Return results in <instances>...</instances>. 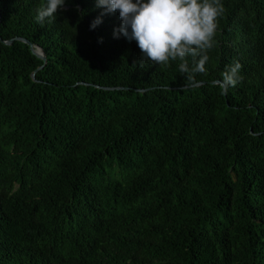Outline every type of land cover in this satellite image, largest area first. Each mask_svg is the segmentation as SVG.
Here are the masks:
<instances>
[{
    "label": "trees",
    "instance_id": "trees-1",
    "mask_svg": "<svg viewBox=\"0 0 264 264\" xmlns=\"http://www.w3.org/2000/svg\"><path fill=\"white\" fill-rule=\"evenodd\" d=\"M220 2L185 87L118 10L91 29L96 0H66L41 26L46 0H0V36L47 57L0 40V264H264V0Z\"/></svg>",
    "mask_w": 264,
    "mask_h": 264
},
{
    "label": "clouds",
    "instance_id": "clouds-1",
    "mask_svg": "<svg viewBox=\"0 0 264 264\" xmlns=\"http://www.w3.org/2000/svg\"><path fill=\"white\" fill-rule=\"evenodd\" d=\"M65 3L66 0H46L36 9V22L41 26L45 20L51 22ZM96 7L103 11L90 28L95 29L106 14L118 10L122 23L114 36L136 41L142 53L141 66L145 60L160 67L179 61V72L186 76L185 87L195 82L196 74H206L216 20L223 13L220 0H96ZM241 68L239 61L234 62L221 74L222 80L215 82L222 94L239 82Z\"/></svg>",
    "mask_w": 264,
    "mask_h": 264
},
{
    "label": "water",
    "instance_id": "water-1",
    "mask_svg": "<svg viewBox=\"0 0 264 264\" xmlns=\"http://www.w3.org/2000/svg\"><path fill=\"white\" fill-rule=\"evenodd\" d=\"M0 22H1V10H0ZM0 40H2L6 44H12L15 40L23 41V42L27 43L30 46V48H31V50H32L33 53H35L38 57H40L41 59H43L45 63L47 61V57H46V54H45L44 50L40 46L33 44L27 38H24V37H15V38H11L9 40H4L0 36ZM43 67H44V65H41L35 72L32 73V77L34 78V80H37V78H36V72L39 69H42ZM204 83H205V81H202V82L194 83L191 86L201 85V84H204ZM96 86L97 87H101L100 85H96ZM187 87H189V86H187ZM105 88L106 89H123L124 87H118V88H115V87H105Z\"/></svg>",
    "mask_w": 264,
    "mask_h": 264
}]
</instances>
